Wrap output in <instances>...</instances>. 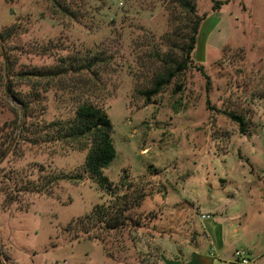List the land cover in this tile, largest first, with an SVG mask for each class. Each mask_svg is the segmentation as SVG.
<instances>
[{
    "label": "rangeland",
    "instance_id": "obj_1",
    "mask_svg": "<svg viewBox=\"0 0 264 264\" xmlns=\"http://www.w3.org/2000/svg\"><path fill=\"white\" fill-rule=\"evenodd\" d=\"M63 1L74 17L50 0H0V32L14 31L0 42V264H172L198 245L207 255L214 236L228 260L247 250L264 264V0H196L205 18L194 61L149 101L142 91L182 59L194 16L173 0ZM61 58L96 65L55 79L30 75ZM14 97L31 102L27 120ZM84 103L112 122L116 158L104 174L118 194L148 192L131 213L143 227L101 231L100 240L67 231L111 201L87 176L58 182L51 196L27 190L45 173L83 171L88 150L41 135ZM224 110L250 117L248 132ZM171 239L181 250L171 253Z\"/></svg>",
    "mask_w": 264,
    "mask_h": 264
},
{
    "label": "trees",
    "instance_id": "obj_2",
    "mask_svg": "<svg viewBox=\"0 0 264 264\" xmlns=\"http://www.w3.org/2000/svg\"><path fill=\"white\" fill-rule=\"evenodd\" d=\"M52 7L56 13L62 12L68 16H75L72 9L63 0H50ZM178 6L190 15L194 16V20H190V36L187 37V42L180 48L182 51V59H171V65L164 73L159 74L153 81L152 87L142 91L147 101L159 95L162 90L169 86L173 79L187 71L191 66L193 60V53L196 49L198 41V34L201 22L205 17H198L196 15V0H173ZM224 2H216L215 10L220 9ZM14 35L13 30H8L5 33L0 32V42L6 43ZM5 45V44H4ZM6 46L2 48V54L5 56ZM97 61H103L101 57H94ZM96 65V62H80L75 58H61L59 64L55 68L40 69L30 73L36 78L55 79L70 72H80L81 70H91ZM203 73V67L199 69ZM205 75V74H204ZM207 79V91L211 89L210 77ZM182 86L177 87V91H181ZM11 91V89H10ZM12 92V91H11ZM260 99L264 98V94ZM15 101L20 104V113L18 116H24L25 120L30 117L31 102L23 97H14ZM209 105V104H208ZM209 109L215 110L210 105ZM222 113L227 116L233 123H235L240 133L245 134L248 132L252 124V119L243 113L233 110H224ZM16 129H25L24 125L17 124ZM113 125L110 117L102 108L90 104H80L75 112V116L69 120H58L46 127V132L41 136L46 140L55 141H76L80 150H88L85 166L83 171L77 172L72 175H53L52 173H45L41 177L42 182L29 183L31 187L27 190L37 194L46 193L48 196L52 195V187L62 180L71 182H82L86 176L98 184L100 189L108 194L111 201L108 203L97 204L92 212L82 218L72 221L68 227V232H73L77 237H82L90 240H100L98 232H110L120 230L127 225L136 228H142L141 221H135L131 217V213L138 209L144 202L147 191L142 188H136L129 193L118 194L115 185L104 174L106 169L116 158V149L113 142ZM39 137V135H37ZM1 162V159H0ZM45 180V182H43ZM134 220V221H133Z\"/></svg>",
    "mask_w": 264,
    "mask_h": 264
},
{
    "label": "crops",
    "instance_id": "obj_3",
    "mask_svg": "<svg viewBox=\"0 0 264 264\" xmlns=\"http://www.w3.org/2000/svg\"><path fill=\"white\" fill-rule=\"evenodd\" d=\"M173 228L175 230L178 229L176 225H174ZM182 236L186 237V235L184 234ZM171 240L172 242H170L169 246V250L171 251V253H173V250H176V248H178V250H181L182 246L180 245V243H178L177 240ZM214 241L216 243V245L213 246L216 249L215 255L212 254L211 249L209 250V253L207 255L204 254L203 252H201L202 245H198L195 246L193 250L190 248V251L188 252L187 256H177V254H174L177 256V259L174 260L172 264H222L225 261H231L230 259L228 260L230 255H227L225 252V244L223 238H221V236H214L212 242L214 243Z\"/></svg>",
    "mask_w": 264,
    "mask_h": 264
},
{
    "label": "built area",
    "instance_id": "obj_4",
    "mask_svg": "<svg viewBox=\"0 0 264 264\" xmlns=\"http://www.w3.org/2000/svg\"><path fill=\"white\" fill-rule=\"evenodd\" d=\"M209 215H204L203 219H210ZM211 252L213 255L216 254V249L214 247L211 248ZM222 264H255V259L252 257L250 251L247 250H236L233 253V260L225 261Z\"/></svg>",
    "mask_w": 264,
    "mask_h": 264
}]
</instances>
